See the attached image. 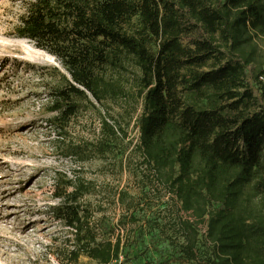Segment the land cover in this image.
I'll use <instances>...</instances> for the list:
<instances>
[{"label": "trees", "instance_id": "16d2710c", "mask_svg": "<svg viewBox=\"0 0 264 264\" xmlns=\"http://www.w3.org/2000/svg\"><path fill=\"white\" fill-rule=\"evenodd\" d=\"M16 35L68 72L49 86L54 129L67 131L84 109L104 111L137 93L143 110L133 153L148 185L174 205L173 218L156 222L175 231L161 248L152 249L148 221L136 214L128 239L99 242V229L109 227L83 202L94 184L58 185L61 202L49 213L72 229L75 243L61 264L83 257L96 264H264V0H33ZM130 65L137 70L131 91L123 74ZM104 113L93 143L102 156L127 137ZM78 149L75 155H86Z\"/></svg>", "mask_w": 264, "mask_h": 264}, {"label": "rangeland", "instance_id": "374dc122", "mask_svg": "<svg viewBox=\"0 0 264 264\" xmlns=\"http://www.w3.org/2000/svg\"><path fill=\"white\" fill-rule=\"evenodd\" d=\"M31 2L0 0V264H61L75 247L72 229L49 213L51 206L61 202L55 196L57 186L68 180L94 184L93 193L83 202L96 220L109 227V233L99 229V242L119 234L128 239L133 231L129 218L136 214L148 221L147 241L153 238L152 249L161 248L167 234L175 231L171 223L162 230L156 222L165 224V218H173L175 212L165 191L148 185L140 159L133 153L143 110L142 100L129 90L136 68L130 65L123 72L131 76L125 82L134 98L110 102L104 111L88 107L67 131L54 129L48 123L52 117L47 108L49 86L68 72L34 41L17 37L16 29ZM104 112L117 118L127 137L102 156L93 143ZM75 148L86 155H75ZM206 237L207 228H203L204 253L208 252ZM81 262L96 264L87 257Z\"/></svg>", "mask_w": 264, "mask_h": 264}]
</instances>
